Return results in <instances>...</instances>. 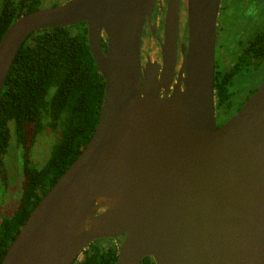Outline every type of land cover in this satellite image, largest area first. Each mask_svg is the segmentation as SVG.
Masks as SVG:
<instances>
[{
	"label": "water",
	"instance_id": "water-1",
	"mask_svg": "<svg viewBox=\"0 0 264 264\" xmlns=\"http://www.w3.org/2000/svg\"><path fill=\"white\" fill-rule=\"evenodd\" d=\"M184 2L180 39V0H66L4 31L0 92L30 33L82 22L104 89L90 140L0 264H71L88 244L119 237L115 264H264V80L217 126L219 0ZM156 7L159 62L143 65L142 31Z\"/></svg>",
	"mask_w": 264,
	"mask_h": 264
},
{
	"label": "trees",
	"instance_id": "trees-1",
	"mask_svg": "<svg viewBox=\"0 0 264 264\" xmlns=\"http://www.w3.org/2000/svg\"><path fill=\"white\" fill-rule=\"evenodd\" d=\"M39 3L0 0V38L16 19L38 9ZM102 47L105 49L104 42ZM224 77L214 76V90L219 106L233 114L242 101L234 104L230 81ZM103 89V79L87 45L84 22L34 31L19 47L0 92V176L5 178L3 155L13 137L22 151L23 181L16 210L0 222V261L32 209L90 140ZM252 92L250 89L247 95ZM47 130L58 133V137L45 163L35 167L30 150L37 136ZM117 251L113 240L99 239L88 244L81 258L71 264H115ZM140 264L155 263L151 257H144Z\"/></svg>",
	"mask_w": 264,
	"mask_h": 264
},
{
	"label": "flooded vegetation",
	"instance_id": "flooded-vegetation-1",
	"mask_svg": "<svg viewBox=\"0 0 264 264\" xmlns=\"http://www.w3.org/2000/svg\"><path fill=\"white\" fill-rule=\"evenodd\" d=\"M162 1L164 6L165 0ZM154 23L157 24V32L151 34L150 26ZM161 25L162 15L156 7L150 24H145L142 35L150 34L148 36L155 43L156 52L158 53L159 43L156 37L161 38ZM148 45H143L141 49L143 65L147 62V59L159 62L158 56L152 58L151 48ZM178 55L177 67H179L181 59L179 51ZM214 56V76L216 74L225 76L224 79L230 81V90L232 91L233 85L236 87L231 95L234 104L241 101L243 104L251 95H247V92L250 89L254 91L261 81L264 80L262 77L264 71V0H219ZM225 73L232 74V77L228 78L227 75H224ZM256 74H260L261 77L252 83L251 77ZM242 79L245 80V85L246 83L248 84L246 87L239 84ZM236 83L242 88H238L235 85ZM241 90L243 91L240 93ZM226 112L223 107L219 106L214 90V115L217 126L222 125L236 113L227 114ZM121 239L122 237L104 240H113L118 245ZM76 258H81V253Z\"/></svg>",
	"mask_w": 264,
	"mask_h": 264
},
{
	"label": "rangeland",
	"instance_id": "rangeland-1",
	"mask_svg": "<svg viewBox=\"0 0 264 264\" xmlns=\"http://www.w3.org/2000/svg\"><path fill=\"white\" fill-rule=\"evenodd\" d=\"M66 0H40L38 5L39 8L53 7L61 3H64ZM179 26H178V36L179 39L182 34H185V2L180 0V12H179ZM150 34L142 35L141 49L143 45H148L151 48L152 58L159 57V53L156 52L157 47L152 39L149 38ZM179 57V55H178ZM261 77L260 74H256L251 77L252 83L256 82ZM247 80V79H246ZM245 80L239 82L240 85L246 87ZM258 83V82H257ZM238 88H242L235 84ZM236 87L233 85L231 88L232 91ZM243 90L240 91V93ZM58 133L53 131H46L39 137L37 136L34 145L30 150V158L33 166L41 167L47 160L49 153L53 144L55 143ZM22 151L19 145L15 144V140L12 137L9 142V147L6 153L3 155L4 162V179L0 176V222L5 217H10L16 210L20 197H21V187L23 181V164H22ZM105 243V242H104Z\"/></svg>",
	"mask_w": 264,
	"mask_h": 264
}]
</instances>
